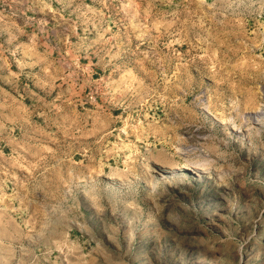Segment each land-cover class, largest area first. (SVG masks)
Instances as JSON below:
<instances>
[{
    "label": "rangeland",
    "instance_id": "rangeland-1",
    "mask_svg": "<svg viewBox=\"0 0 264 264\" xmlns=\"http://www.w3.org/2000/svg\"><path fill=\"white\" fill-rule=\"evenodd\" d=\"M0 264H264V0H0Z\"/></svg>",
    "mask_w": 264,
    "mask_h": 264
}]
</instances>
